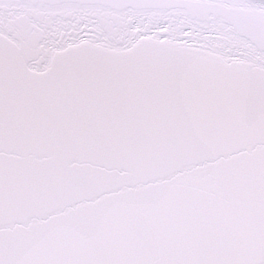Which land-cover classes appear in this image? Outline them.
Returning a JSON list of instances; mask_svg holds the SVG:
<instances>
[{
    "label": "snow or ice",
    "instance_id": "1",
    "mask_svg": "<svg viewBox=\"0 0 264 264\" xmlns=\"http://www.w3.org/2000/svg\"><path fill=\"white\" fill-rule=\"evenodd\" d=\"M0 264H264V0H0Z\"/></svg>",
    "mask_w": 264,
    "mask_h": 264
}]
</instances>
